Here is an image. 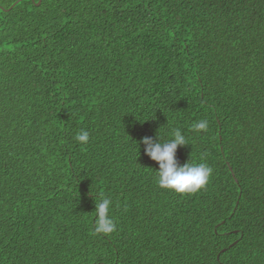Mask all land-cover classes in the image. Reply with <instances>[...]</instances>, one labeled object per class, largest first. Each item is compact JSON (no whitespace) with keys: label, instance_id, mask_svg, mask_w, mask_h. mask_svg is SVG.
Listing matches in <instances>:
<instances>
[{"label":"trees","instance_id":"obj_1","mask_svg":"<svg viewBox=\"0 0 264 264\" xmlns=\"http://www.w3.org/2000/svg\"><path fill=\"white\" fill-rule=\"evenodd\" d=\"M37 2L0 0V264H264V0ZM177 129L195 193L144 151Z\"/></svg>","mask_w":264,"mask_h":264},{"label":"clouds","instance_id":"obj_2","mask_svg":"<svg viewBox=\"0 0 264 264\" xmlns=\"http://www.w3.org/2000/svg\"><path fill=\"white\" fill-rule=\"evenodd\" d=\"M208 123L206 120L199 121L193 125L197 132L206 131ZM172 138L167 142H153L150 137H144L142 143L146 146L144 151L151 160L158 163V185L160 188L169 189L179 194L195 193L203 188L212 174V169L206 164L177 165L176 151L178 146L186 144V138L180 130L172 132ZM80 143H87L89 136L82 132L76 137ZM111 200L101 198L95 203V233L110 234L115 231L116 225L109 216Z\"/></svg>","mask_w":264,"mask_h":264},{"label":"water","instance_id":"obj_3","mask_svg":"<svg viewBox=\"0 0 264 264\" xmlns=\"http://www.w3.org/2000/svg\"><path fill=\"white\" fill-rule=\"evenodd\" d=\"M40 1L41 0H38V2L36 3V6H38L39 4H40ZM18 2V1H17ZM17 2H15V3H17ZM0 10L1 11H4V12H7L8 10H5L4 8H2V7H0ZM236 181V180H235Z\"/></svg>","mask_w":264,"mask_h":264}]
</instances>
